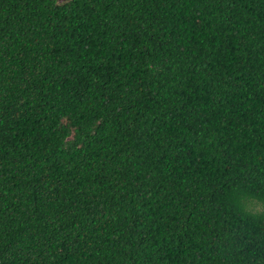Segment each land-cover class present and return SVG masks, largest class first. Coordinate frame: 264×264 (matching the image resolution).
I'll use <instances>...</instances> for the list:
<instances>
[{
	"label": "trees",
	"instance_id": "16d2710c",
	"mask_svg": "<svg viewBox=\"0 0 264 264\" xmlns=\"http://www.w3.org/2000/svg\"><path fill=\"white\" fill-rule=\"evenodd\" d=\"M0 264H264V0H0Z\"/></svg>",
	"mask_w": 264,
	"mask_h": 264
},
{
	"label": "rangeland",
	"instance_id": "374dc122",
	"mask_svg": "<svg viewBox=\"0 0 264 264\" xmlns=\"http://www.w3.org/2000/svg\"><path fill=\"white\" fill-rule=\"evenodd\" d=\"M59 1H61V0H59Z\"/></svg>",
	"mask_w": 264,
	"mask_h": 264
}]
</instances>
